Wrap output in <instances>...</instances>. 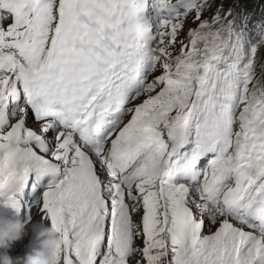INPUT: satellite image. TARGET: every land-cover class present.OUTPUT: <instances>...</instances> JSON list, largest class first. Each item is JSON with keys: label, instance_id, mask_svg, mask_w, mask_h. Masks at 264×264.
Masks as SVG:
<instances>
[{"label": "snow or ice", "instance_id": "snow-or-ice-1", "mask_svg": "<svg viewBox=\"0 0 264 264\" xmlns=\"http://www.w3.org/2000/svg\"><path fill=\"white\" fill-rule=\"evenodd\" d=\"M261 49L240 0H0V205L54 264H264Z\"/></svg>", "mask_w": 264, "mask_h": 264}, {"label": "clouds", "instance_id": "clouds-1", "mask_svg": "<svg viewBox=\"0 0 264 264\" xmlns=\"http://www.w3.org/2000/svg\"><path fill=\"white\" fill-rule=\"evenodd\" d=\"M16 215L0 218V264H54V254L62 239L51 224L42 217L21 221ZM29 233L28 250L22 258L13 259L7 250Z\"/></svg>", "mask_w": 264, "mask_h": 264}, {"label": "rangeland", "instance_id": "rangeland-1", "mask_svg": "<svg viewBox=\"0 0 264 264\" xmlns=\"http://www.w3.org/2000/svg\"><path fill=\"white\" fill-rule=\"evenodd\" d=\"M254 3H256V7L258 6V9H250V14L251 15H254L256 17L260 16L259 15V8L260 6H263L264 7V4L263 3H259L258 0H252ZM174 2V0H173ZM264 10H262L261 12H263ZM211 12H205L204 13V16L205 17H210L211 16ZM250 22H251V19H250ZM188 25L186 24L185 28H187ZM184 36V33H181V38H183ZM29 126H35L31 120L29 121ZM13 215H16V213L9 207H5L3 205H0V218H5V217H9V216H13ZM16 218L20 219L21 221H25L26 219H28V217L25 215V212L23 210H21V212L16 215ZM41 218L40 214L38 212H35L33 215H32V220H39ZM134 220L139 222L140 220V214H136L134 215ZM46 223H50L48 221H45ZM214 230V228H213ZM206 234H207V230H205ZM30 238H31V233H29L28 236H25L23 239L17 241V242H14L11 247L7 250L8 251V254L13 258V259H16V258H22L25 254V252L28 250L27 246L29 244V241H30ZM137 244H140V241L137 240L136 242Z\"/></svg>", "mask_w": 264, "mask_h": 264}, {"label": "trees", "instance_id": "trees-1", "mask_svg": "<svg viewBox=\"0 0 264 264\" xmlns=\"http://www.w3.org/2000/svg\"><path fill=\"white\" fill-rule=\"evenodd\" d=\"M217 2H219V0H217ZM258 2L264 4V0H258ZM232 3H233V0H224L225 8H227ZM240 5L247 9L249 17L251 19L250 27H254L257 23L264 21V11L261 12L262 10H264L263 6H260V8H259V12H260L259 15L260 16L256 17V16L250 14V9H254V10L258 9V6L256 7V3H254L252 0H240ZM250 38L253 42H256L257 40H259L260 37H259V35L256 34V32L253 31L250 34ZM261 57H262V59L258 60V65L260 62H264V49H261ZM257 71L259 74V66H258Z\"/></svg>", "mask_w": 264, "mask_h": 264}]
</instances>
